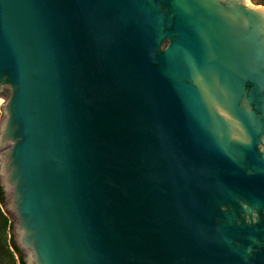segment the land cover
<instances>
[{
    "label": "water",
    "instance_id": "1",
    "mask_svg": "<svg viewBox=\"0 0 264 264\" xmlns=\"http://www.w3.org/2000/svg\"><path fill=\"white\" fill-rule=\"evenodd\" d=\"M0 114L24 264H264V6L0 0Z\"/></svg>",
    "mask_w": 264,
    "mask_h": 264
},
{
    "label": "trees",
    "instance_id": "2",
    "mask_svg": "<svg viewBox=\"0 0 264 264\" xmlns=\"http://www.w3.org/2000/svg\"><path fill=\"white\" fill-rule=\"evenodd\" d=\"M254 5L264 6V0H250ZM1 117V114H0ZM4 200L0 187V264H24L13 242L11 221L3 211Z\"/></svg>",
    "mask_w": 264,
    "mask_h": 264
},
{
    "label": "rangeland",
    "instance_id": "3",
    "mask_svg": "<svg viewBox=\"0 0 264 264\" xmlns=\"http://www.w3.org/2000/svg\"><path fill=\"white\" fill-rule=\"evenodd\" d=\"M249 2H250L252 5H254L250 0H249Z\"/></svg>",
    "mask_w": 264,
    "mask_h": 264
}]
</instances>
